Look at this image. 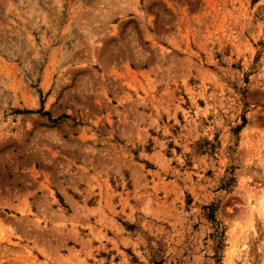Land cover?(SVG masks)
Instances as JSON below:
<instances>
[{"label":"rangeland","instance_id":"rangeland-1","mask_svg":"<svg viewBox=\"0 0 264 264\" xmlns=\"http://www.w3.org/2000/svg\"><path fill=\"white\" fill-rule=\"evenodd\" d=\"M0 264H264V0H0Z\"/></svg>","mask_w":264,"mask_h":264}]
</instances>
